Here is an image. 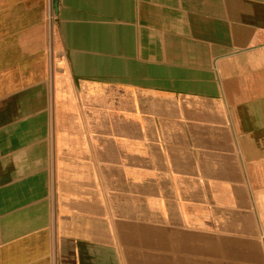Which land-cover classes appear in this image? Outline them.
Instances as JSON below:
<instances>
[{"label": "crops", "instance_id": "1", "mask_svg": "<svg viewBox=\"0 0 264 264\" xmlns=\"http://www.w3.org/2000/svg\"><path fill=\"white\" fill-rule=\"evenodd\" d=\"M0 0V264H264V0Z\"/></svg>", "mask_w": 264, "mask_h": 264}, {"label": "water", "instance_id": "2", "mask_svg": "<svg viewBox=\"0 0 264 264\" xmlns=\"http://www.w3.org/2000/svg\"><path fill=\"white\" fill-rule=\"evenodd\" d=\"M56 2H55V7H56V9H57V0H55Z\"/></svg>", "mask_w": 264, "mask_h": 264}]
</instances>
